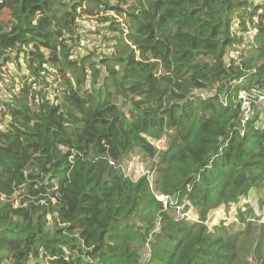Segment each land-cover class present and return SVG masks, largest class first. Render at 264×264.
I'll use <instances>...</instances> for the list:
<instances>
[{
	"label": "trees",
	"instance_id": "trees-1",
	"mask_svg": "<svg viewBox=\"0 0 264 264\" xmlns=\"http://www.w3.org/2000/svg\"><path fill=\"white\" fill-rule=\"evenodd\" d=\"M261 7L0 0V70L22 57L29 72L0 117V264H250L251 235L264 264L251 208L239 226L206 223L210 209L264 191V119L251 95L264 93ZM89 20L92 48L80 32ZM164 136L161 150L151 140ZM133 154L157 172L158 193L200 218L174 216L148 174L126 175Z\"/></svg>",
	"mask_w": 264,
	"mask_h": 264
},
{
	"label": "rangeland",
	"instance_id": "rangeland-1",
	"mask_svg": "<svg viewBox=\"0 0 264 264\" xmlns=\"http://www.w3.org/2000/svg\"><path fill=\"white\" fill-rule=\"evenodd\" d=\"M256 4H258V7L264 6V0H252ZM262 9V7L260 8ZM261 11V10H260ZM97 28L96 23L92 21H85L83 22V28H82V41L84 45L86 44L87 47L92 48L93 46H99L100 45V38L98 36L89 34L90 30H95ZM245 38V37H244ZM249 42L252 41V39H246ZM231 54H235L233 50H230ZM1 63V62H0ZM1 67V66H0ZM1 74L4 73V78L11 79V83L14 86H18L19 90L22 88V80L21 76L28 74L27 67L25 65V60L21 57L16 63L14 62H8L4 65V68L0 70ZM6 76V77H5ZM198 94L202 95L203 92L197 91ZM244 95V93H242ZM251 95L254 98V102L257 104L259 110L262 112L261 120L264 119V93H251ZM253 102V104H254ZM250 101L244 97L242 106L250 107L248 116H252L254 111V106ZM159 149L166 150L169 146V141L167 136H164L160 140H151ZM156 159L158 157H155ZM123 170L126 175L131 177L134 180H137L143 175L148 174L152 188L153 190L158 194V198L165 202V205L167 206L169 201H172V205L174 208L170 211L174 216L183 218L187 217L188 219L192 220H198L200 218L199 211L195 209V207L189 202L185 201L182 205H178L177 199L175 197L169 198L168 196H165L161 193H158L157 191V185L155 182V178L157 175V172L152 169V166L148 163H146L144 160L140 158L139 154H133L131 157L124 160L123 163ZM262 196V197H261ZM262 200H264V191L259 192L255 189L251 191L249 196L241 198V200L238 203H232L229 207H227L225 204H222L218 208L210 209L207 212V219L206 223L212 228L215 225L219 224H231L236 223L237 226L240 225V219L238 213L241 210L245 209H252L257 217V223H264V204H262ZM160 230V227L157 228ZM255 237L254 235H251L248 238L247 242L243 243V247L245 249V255L248 256V259L250 260V264H257V262L252 259L250 254L253 252V249L255 247L254 245ZM254 245V246H253ZM144 255L147 254V249H143ZM148 254L146 255V257ZM42 264H48L47 260H42Z\"/></svg>",
	"mask_w": 264,
	"mask_h": 264
},
{
	"label": "built area",
	"instance_id": "built-area-1",
	"mask_svg": "<svg viewBox=\"0 0 264 264\" xmlns=\"http://www.w3.org/2000/svg\"><path fill=\"white\" fill-rule=\"evenodd\" d=\"M255 20L258 21V17H255ZM80 32H82V30ZM253 32L254 28L250 27L244 34L245 39H251ZM19 91V87L14 86L11 83V79L4 78V73L0 74V117L3 114L4 103L11 101L14 95L19 94ZM243 109L245 116L248 117L250 107L248 106Z\"/></svg>",
	"mask_w": 264,
	"mask_h": 264
},
{
	"label": "water",
	"instance_id": "water-1",
	"mask_svg": "<svg viewBox=\"0 0 264 264\" xmlns=\"http://www.w3.org/2000/svg\"><path fill=\"white\" fill-rule=\"evenodd\" d=\"M85 46H87V45L85 44Z\"/></svg>",
	"mask_w": 264,
	"mask_h": 264
}]
</instances>
